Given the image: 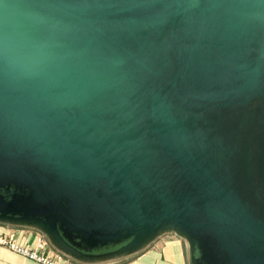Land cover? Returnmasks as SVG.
I'll use <instances>...</instances> for the list:
<instances>
[{
    "label": "rangeland",
    "instance_id": "obj_1",
    "mask_svg": "<svg viewBox=\"0 0 264 264\" xmlns=\"http://www.w3.org/2000/svg\"><path fill=\"white\" fill-rule=\"evenodd\" d=\"M12 39L62 75L73 99ZM0 60L45 101L44 112L75 118L57 127L91 161L126 167L143 221L129 217L112 175L79 174L8 110L0 84V193L3 186L21 205L9 215L44 222L66 240L94 242V228L111 231L99 241L122 236L127 245L180 233L213 263L229 264L213 233L187 232L172 216L158 221L165 210L194 223L214 214L264 256V0H0ZM160 130L172 143L179 136L244 218L189 171Z\"/></svg>",
    "mask_w": 264,
    "mask_h": 264
},
{
    "label": "water",
    "instance_id": "obj_2",
    "mask_svg": "<svg viewBox=\"0 0 264 264\" xmlns=\"http://www.w3.org/2000/svg\"><path fill=\"white\" fill-rule=\"evenodd\" d=\"M0 84L4 89L5 103L8 110L16 112L19 116L30 122L35 130L42 132L45 137L49 138L52 146L72 162L79 174L86 176L112 175L114 185L127 199L129 217H133L139 222L143 221V216L135 212L137 202L135 193L129 186L126 167L116 162L95 164L79 150L76 141L65 138L61 130L58 129V125L71 127L75 123L74 117L69 116L65 112H44L41 107L45 104V101L35 97V95L23 85L16 74L8 69L1 60ZM67 88L71 90L72 87L68 85ZM8 125L11 127L10 121H8ZM159 132L170 150L179 157L189 171L231 210L244 218L235 203L227 196L221 187L196 167L185 151L179 136L177 135L176 141L172 143L162 130ZM0 198H2L1 195ZM6 202L7 204L0 201V211H3L0 215H4L3 213H6V215L16 214L20 211L18 209L5 210L3 208L7 206L8 203H14L20 207L21 205L18 204L19 201L10 199V201L7 200ZM169 216H172L176 223L187 232L213 233L218 240L221 250L227 255L229 264H264V256L257 252L249 236L239 231L231 224L218 219L214 214H210L206 222L194 223L182 219L177 211L165 210L158 221Z\"/></svg>",
    "mask_w": 264,
    "mask_h": 264
},
{
    "label": "crops",
    "instance_id": "obj_3",
    "mask_svg": "<svg viewBox=\"0 0 264 264\" xmlns=\"http://www.w3.org/2000/svg\"><path fill=\"white\" fill-rule=\"evenodd\" d=\"M99 218L106 219V213H101ZM98 230L96 232L94 228V242L81 235L66 240L60 235L53 236L48 226L44 222L39 223V220L0 215V234L22 245H34L36 239L42 237L48 244L47 252L61 256L69 264H215L207 252L196 250V244L180 233L166 238L158 237L155 241L149 238L142 244L127 245L120 244L124 241L122 236L115 242V238L99 241L100 233L111 231L105 228ZM0 264L39 263L0 245Z\"/></svg>",
    "mask_w": 264,
    "mask_h": 264
},
{
    "label": "built area",
    "instance_id": "obj_4",
    "mask_svg": "<svg viewBox=\"0 0 264 264\" xmlns=\"http://www.w3.org/2000/svg\"><path fill=\"white\" fill-rule=\"evenodd\" d=\"M0 245L8 250L39 264H69L59 255L47 252V242L42 237L36 239L34 245H22L0 234Z\"/></svg>",
    "mask_w": 264,
    "mask_h": 264
},
{
    "label": "bare ground",
    "instance_id": "obj_5",
    "mask_svg": "<svg viewBox=\"0 0 264 264\" xmlns=\"http://www.w3.org/2000/svg\"><path fill=\"white\" fill-rule=\"evenodd\" d=\"M13 41V45L14 48L17 50V52L22 55V57H25L27 59H31L34 63H37V67L40 71V75H44L45 77H47V79L49 80L48 82L50 83V85L56 90L58 91L60 94H62L63 96H70L71 99H73L72 96V92L70 91V89L67 88V86L65 85L64 81L62 80V75H58V74H51L48 72V69L44 66L42 59H40L39 57H35L32 54V51L29 47L24 46L22 43L18 42L17 40L12 39ZM12 43V42H11ZM60 81V83L62 85H64L66 87V89L68 91H65L62 88L61 84L56 83L55 81V85L53 83V78H55ZM124 157V156H123ZM125 158L127 159V156H125Z\"/></svg>",
    "mask_w": 264,
    "mask_h": 264
},
{
    "label": "flooded vegetation",
    "instance_id": "obj_6",
    "mask_svg": "<svg viewBox=\"0 0 264 264\" xmlns=\"http://www.w3.org/2000/svg\"><path fill=\"white\" fill-rule=\"evenodd\" d=\"M0 187H1V185H0ZM1 190H3L4 191V193H3V191H2V193H0V195H1V197L2 198H0L1 200L0 201H2V202H4L5 204H7V200H9L10 201V198L9 197H6V194H5V192H6V190L3 188V186H2V189ZM6 200V201H5ZM14 207H16V204H14V203H11V204H9L8 203V205L7 206H5V207H3L5 210H11L12 208H14Z\"/></svg>",
    "mask_w": 264,
    "mask_h": 264
}]
</instances>
